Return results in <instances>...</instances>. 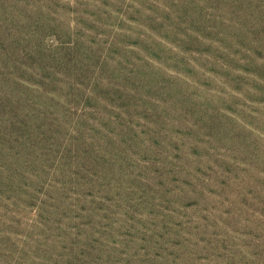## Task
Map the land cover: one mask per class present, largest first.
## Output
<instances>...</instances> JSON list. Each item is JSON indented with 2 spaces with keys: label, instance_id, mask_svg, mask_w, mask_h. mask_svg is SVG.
<instances>
[{
  "label": "rangeland",
  "instance_id": "rangeland-1",
  "mask_svg": "<svg viewBox=\"0 0 264 264\" xmlns=\"http://www.w3.org/2000/svg\"><path fill=\"white\" fill-rule=\"evenodd\" d=\"M0 264H264V0H0Z\"/></svg>",
  "mask_w": 264,
  "mask_h": 264
}]
</instances>
